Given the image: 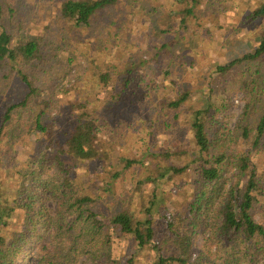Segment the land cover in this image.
<instances>
[{"label": "trees", "instance_id": "obj_1", "mask_svg": "<svg viewBox=\"0 0 264 264\" xmlns=\"http://www.w3.org/2000/svg\"><path fill=\"white\" fill-rule=\"evenodd\" d=\"M122 1L0 0V264L79 257L139 264L146 251L154 264H257L264 259V34L240 56L214 57L202 98L187 91L169 98L173 48L210 0H173V21L154 27L137 54L126 45L142 0ZM44 4L57 19L36 34L31 16ZM262 19L264 2L239 28ZM117 60L126 63L114 72ZM65 80L73 85L57 91ZM231 88L246 97L232 130L218 119ZM178 127L191 134L198 156L168 167L189 151L151 146L159 132ZM191 168L187 194L177 193L183 201L172 210L165 186L178 187ZM227 169L237 171L228 187Z\"/></svg>", "mask_w": 264, "mask_h": 264}, {"label": "rangeland", "instance_id": "obj_2", "mask_svg": "<svg viewBox=\"0 0 264 264\" xmlns=\"http://www.w3.org/2000/svg\"><path fill=\"white\" fill-rule=\"evenodd\" d=\"M131 1L132 0H123L122 4L127 7ZM263 2L264 0H210L205 2L197 12V19H189V26L182 42L175 47L173 46V51L179 57L177 58L175 65L170 67L171 74L166 80L164 94L171 98L178 92L187 91L188 93H193L194 101L206 95L207 93L204 89L207 84L204 81V76H207L208 71L218 65L214 57H216L218 53H220L222 59H224L226 55L227 57L240 56L243 52L249 51L257 41L258 37L264 34V19L253 23H247V21H245L248 30L245 29L244 32L241 30L242 28H239L247 14L249 12L251 13ZM231 5H234V7L231 8ZM136 8L138 9L137 15L130 20V27L132 30L130 34L131 38L126 45L127 53L132 52L133 54H137L138 51L146 49L147 46L143 41V38L147 36V38L150 39V36H154V27L163 26V28H166V25L173 21L172 13L175 10L173 0H142L137 3ZM144 9H146L145 12ZM149 9H151V11L154 10L150 15L147 12ZM57 13L58 12L49 4L38 6L36 14L33 13L31 16L30 28L34 29L35 33L38 34L39 29L42 28L45 22L50 25H55L54 23L57 19ZM139 22L141 24V29H138L137 27ZM234 28L240 31L235 32L232 30ZM91 43L92 40L87 44L88 48ZM179 62L187 64L186 73H183L182 68L179 69ZM125 63L126 62L123 60H117L114 62L113 71L117 72L125 65ZM191 70H195V73L192 74ZM198 77L203 79L198 82ZM156 78H158L159 81L161 79L160 75ZM182 78V83H185L183 87L182 85H177L172 88L171 85H174L173 83H180ZM70 81L71 82L67 80L62 82L56 81L55 85L58 87L57 91L69 89L73 85L72 80ZM226 96L230 107L227 111L222 113L218 119L224 124V126L232 130L236 126L238 119L243 112L246 97L238 88H231ZM153 99L156 100L154 92L151 94L152 105L155 104V100ZM153 114L155 117L156 111H154ZM159 133L156 144L153 143L151 146L152 151L157 150L163 152L166 150L171 153L174 151L180 153L183 151H189L188 155L180 154L171 157L166 161L167 163H165L168 167L187 165L191 163L193 159L197 158L198 155L196 153L197 149L195 142L191 134H189L185 128L178 127L173 131L170 129L166 132ZM138 147L147 148L141 144H139ZM242 147L243 145H237L234 146L233 149L237 150ZM131 150L135 151L137 148L135 149V147H132ZM238 152L239 151L237 150V153ZM259 162L264 163V155L259 158ZM97 170L101 172L102 165H98ZM236 172V169L226 170L224 173L226 187L229 185V179L233 177ZM193 174L194 171L191 168L188 171L187 176L177 178L176 183L178 187L173 183L166 184L165 189L169 191L166 199L168 200L167 203L171 205L172 210L174 209L173 206L176 201L180 204L182 203L183 199L178 198L177 193L181 191V196L187 194V184L193 179ZM260 176L264 180V171L260 173ZM6 179L8 181L10 180L7 176ZM160 210H163L162 207H160ZM256 219L258 221L261 220L259 215L256 216ZM201 240V237H198L195 241L196 253L194 254V257L197 255ZM29 262L32 264L35 262V259H30ZM139 262V264H154L153 252L146 251L140 253ZM74 264L90 263L86 261V257H79L74 261ZM257 264H264V259H260Z\"/></svg>", "mask_w": 264, "mask_h": 264}]
</instances>
